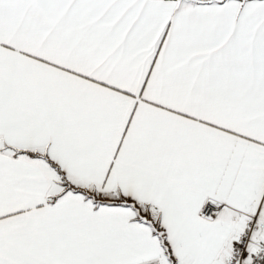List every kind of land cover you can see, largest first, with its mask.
<instances>
[{"label": "snow or ice", "instance_id": "snow-or-ice-1", "mask_svg": "<svg viewBox=\"0 0 264 264\" xmlns=\"http://www.w3.org/2000/svg\"><path fill=\"white\" fill-rule=\"evenodd\" d=\"M0 264H264V0H0Z\"/></svg>", "mask_w": 264, "mask_h": 264}]
</instances>
